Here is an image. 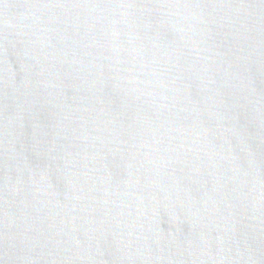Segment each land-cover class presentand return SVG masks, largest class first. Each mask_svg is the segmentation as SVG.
I'll use <instances>...</instances> for the list:
<instances>
[{
	"label": "water",
	"instance_id": "1",
	"mask_svg": "<svg viewBox=\"0 0 264 264\" xmlns=\"http://www.w3.org/2000/svg\"><path fill=\"white\" fill-rule=\"evenodd\" d=\"M0 264H264V0H0Z\"/></svg>",
	"mask_w": 264,
	"mask_h": 264
}]
</instances>
